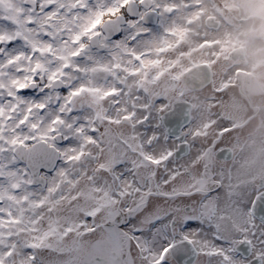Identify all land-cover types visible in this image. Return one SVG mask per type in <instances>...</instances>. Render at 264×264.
Wrapping results in <instances>:
<instances>
[{
    "label": "snow or ice",
    "instance_id": "obj_1",
    "mask_svg": "<svg viewBox=\"0 0 264 264\" xmlns=\"http://www.w3.org/2000/svg\"><path fill=\"white\" fill-rule=\"evenodd\" d=\"M158 3L0 0V264H264V177L149 71Z\"/></svg>",
    "mask_w": 264,
    "mask_h": 264
},
{
    "label": "flooded vegetation",
    "instance_id": "obj_2",
    "mask_svg": "<svg viewBox=\"0 0 264 264\" xmlns=\"http://www.w3.org/2000/svg\"><path fill=\"white\" fill-rule=\"evenodd\" d=\"M217 2L159 0L148 17L150 31L144 46L145 59L161 61L149 66L150 73L160 75V87L167 89L176 103L190 104L189 130L201 132L197 147H203L206 155L211 153L212 162L218 167L235 168L244 180L262 178L264 58L257 56L248 41L247 45L245 42L231 45L230 36L225 35L230 22L210 10ZM200 39L211 46L203 47ZM176 40L179 43L174 46H196L195 50H189V61L180 58L174 46L167 50L166 45ZM226 44L230 47L222 60L216 49ZM199 53L208 54L209 61H193ZM177 58L185 60L188 66L176 79ZM194 69L198 70L190 75L189 71ZM224 128L231 130L221 134ZM221 149H230L233 159L218 161L216 156Z\"/></svg>",
    "mask_w": 264,
    "mask_h": 264
},
{
    "label": "rangeland",
    "instance_id": "obj_3",
    "mask_svg": "<svg viewBox=\"0 0 264 264\" xmlns=\"http://www.w3.org/2000/svg\"><path fill=\"white\" fill-rule=\"evenodd\" d=\"M214 7H211V11H216L220 17H223L227 23L230 22L231 27L227 28L225 35L230 36L229 41L231 45H235L237 42H245L252 49L256 50L257 56L264 58V0H220ZM242 18V22L240 19ZM245 20V21H244ZM245 29L244 31L242 29ZM242 30V31H241ZM232 34V36H231ZM201 38V37H199ZM179 40L171 42L166 45L167 50L172 48L174 44L179 43ZM203 47H210L209 42H204L200 39ZM230 44L220 46L218 50V55L223 57L224 60L225 53L229 49ZM195 50L196 46L185 47L181 44L174 46L175 53L180 56V58L189 61V50ZM169 57V56H168ZM167 57V58H168ZM172 57V56H171ZM175 57V56H174ZM210 56L208 54L199 55L193 58V61H209ZM176 58V57H175ZM221 60V61H222ZM178 72L175 78H180V73H183L188 65L184 64L186 61H180L178 58Z\"/></svg>",
    "mask_w": 264,
    "mask_h": 264
},
{
    "label": "water",
    "instance_id": "obj_4",
    "mask_svg": "<svg viewBox=\"0 0 264 264\" xmlns=\"http://www.w3.org/2000/svg\"><path fill=\"white\" fill-rule=\"evenodd\" d=\"M198 69L190 70L189 71V74L192 75ZM178 104H180L182 106L181 107V112H183L186 115V117H187V123H189L190 120H191V113H190L191 106H190V104H187V103H178Z\"/></svg>",
    "mask_w": 264,
    "mask_h": 264
}]
</instances>
